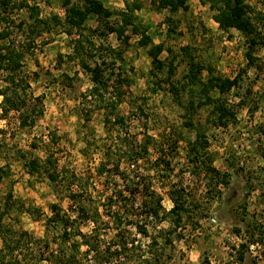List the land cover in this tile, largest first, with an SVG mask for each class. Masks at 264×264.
Wrapping results in <instances>:
<instances>
[{"label": "rangeland", "instance_id": "1", "mask_svg": "<svg viewBox=\"0 0 264 264\" xmlns=\"http://www.w3.org/2000/svg\"><path fill=\"white\" fill-rule=\"evenodd\" d=\"M11 1L9 8L20 3L36 6L43 20L64 17L59 0ZM98 1L114 13L125 11L126 1L140 5L136 17L153 43L164 46L160 54L164 70L157 74L161 82L155 84L151 59L147 49L137 44V35L131 34L129 44L122 47L115 34H101L104 23L89 16L84 33L91 36L95 48H123L124 62L117 66L129 81L117 111L124 122L106 129L102 111L91 112L86 118L89 104L81 95L91 84L77 62L69 58L77 34L68 36L60 25L50 24L49 31L43 30L35 38L33 53L25 57L23 68L30 91L42 98L41 114L32 125L21 127L19 113L2 114L0 97V212L9 196L15 202L3 223L16 227L14 219L18 218L23 230L41 239L46 236L43 224L32 218L28 208L44 215H50L51 204L64 210L77 209L60 196H65L68 188L81 189L82 205L92 219L82 226V231L89 233L96 228L104 247L116 239L117 233L109 216L116 206L124 210L123 203L111 204L110 209L109 197L118 196L120 191L122 201L128 197V190L138 188L132 212L119 228L117 240L127 242V246L124 251L104 253L109 259L103 264H264V46L253 47L255 61L248 64L246 36L236 30L220 31L212 20L213 12L198 0H190L187 10L175 13L158 10L151 0ZM244 1L263 17L259 20L254 14L250 16L254 36L264 40V0ZM73 2L83 4V0ZM9 8L3 14L0 7V14L9 17L0 27H8L21 41L28 37V11ZM119 18L114 14L108 21L115 25ZM20 21L25 22L24 32L17 27ZM170 27L174 30L170 31ZM182 47H188L191 59L200 62L204 69L194 86L188 85L175 94L171 86L181 88L189 71V57L183 55ZM94 61L98 58L89 59L88 63L93 65ZM170 67L173 73L166 80ZM207 68L222 78L241 75L238 87L221 97L235 114V120L225 127L216 123L212 106H197L199 98L193 94L210 76ZM3 76L0 73V89L6 85ZM211 94L216 99L219 96L215 90ZM188 122L194 126H185ZM196 131L202 132L208 142L200 151L199 160L202 163L203 158H210L212 167L228 176L227 187L207 175L192 159ZM141 145L147 150L137 160L124 159L119 166L129 181L96 175L104 156L111 159L106 166L109 173L115 161L124 157V148L138 149ZM48 156L62 175L56 187L41 170ZM32 160H38L40 175L29 172L27 163ZM172 190L180 192L183 207L188 210L183 212L179 224L169 213L173 207ZM230 193L235 198L225 204ZM158 200L162 210L154 216L151 208ZM137 225L145 231L140 232ZM241 244L246 247L240 262ZM57 252L31 251L20 264H37L38 258L42 259L40 264H57L59 259H45L48 253ZM87 259L93 264V253Z\"/></svg>", "mask_w": 264, "mask_h": 264}, {"label": "trees", "instance_id": "2", "mask_svg": "<svg viewBox=\"0 0 264 264\" xmlns=\"http://www.w3.org/2000/svg\"><path fill=\"white\" fill-rule=\"evenodd\" d=\"M190 0H151V3L158 8L167 9L170 13H175L178 10H187L188 2ZM202 5H208V8L213 12L212 20L218 25L220 31L229 33L231 30H236L239 33L246 36L249 51L246 52V58L248 64H253L255 59L252 57V49L256 45L264 46V40L254 36L255 27L252 23L251 15L254 14L256 19L263 20L260 13H254L255 10L251 8L244 0H198ZM11 0H0V7L3 10V14H6L8 6H10ZM60 5L64 11L63 19L57 16H53L52 20H43L39 17V11L36 6H30L26 3H20L17 6L12 5L9 9L25 8L28 11V17L31 20V24L28 25V37L23 40H18L15 33L9 31L8 27L4 29L0 27V73H4L3 81L6 84L4 88L0 89V97L2 98V111L6 116L9 112L14 111L19 113V125L21 127L30 126L34 123V118L41 114L42 111V98L34 96L30 91V85L28 83L27 76L24 73V59L29 53H33L36 43L35 38L39 37L44 31H49L51 25H60L64 28V32L71 36L77 34V39L73 40L71 53L69 58L76 61L82 71L88 76V80L91 87L84 93H82V99L87 100L89 104L88 111H86V118L88 119L91 112L102 111L104 114L103 123L107 129L110 125H119L124 122V118L117 114L119 105L121 103L124 87L129 84L126 77H123L118 70L117 63H123V48L114 49L111 46H99L95 48V43L92 41L91 36L85 34L87 31L85 22L89 16L94 15L100 23H104L102 35L115 34L116 39L119 41L122 47H126L129 44L130 35H137L139 47L147 49V54L151 59V75L155 79V84L158 86L161 82L158 79V73L164 70V61L160 59V54L164 50L163 44H154L152 36L148 35L146 28H144L135 15V11L140 8L138 3L132 2L125 4V11L114 13L113 11L105 8L98 0H83L82 5H77L73 0H59ZM114 14H118V21L115 25H111L108 19ZM9 17H4L0 14V23L8 20ZM11 22V21H10ZM51 24V25H50ZM23 25L25 22H19L17 27L23 31ZM173 27H170V31H173ZM129 31V32H128ZM24 32V31H23ZM95 32V31H92ZM91 35V34H90ZM102 50V51H101ZM181 51L183 55L189 57V71L185 75L186 83L181 88L171 86L174 93H178L180 90H185L188 85L194 86L199 81V75L204 69V66L200 62H196L191 59L190 51L188 47H182ZM97 53H100L97 55ZM98 58V61H94L93 65L88 63L89 59ZM171 66V65H170ZM120 67V66H119ZM210 73L207 80L202 83L198 91H194L193 94L198 96L197 106H212L211 114L215 117L217 124L227 126L228 123L235 120L234 112L227 107V103L223 100L222 95L229 92L232 88L238 87L241 81V75L238 73L233 78L214 76L212 70L207 68ZM118 70L117 72H115ZM171 67L167 74V79L172 75ZM156 90V89H155ZM217 91L218 98L212 96L213 91ZM154 91V89H153ZM194 102H190V107L193 108ZM185 126L193 127L192 122L185 123ZM201 141V142H200ZM208 142L204 137V134L200 131H196V140L191 145L192 159L195 163L201 165L204 172L207 175H211L218 179V182L224 186H228V176L224 173H220L214 167H212V161L210 158H203V161L199 160L200 151L205 150ZM147 150L146 146L141 145L138 149L129 147L124 148L122 156H120L112 168L109 169V173H106V166L111 159L104 156V161L96 169V175L100 178L107 176V178L115 177L122 180H127L128 176L120 172L119 166L122 160L126 159L127 162L137 160L141 152ZM27 167L30 173L41 174L43 171L48 181L56 187L59 179H62L61 173L57 170L55 161L50 156L45 159V164L42 165L40 170L38 160H32L27 163ZM75 185V184H74ZM137 189L128 190V197L121 201L122 193L118 192V196L109 197L110 205L122 204L124 210L116 206V210L111 213L109 218L114 223L116 228V239L111 243L103 247L100 244L99 234L96 228L91 232L85 233L82 231V226L92 219L87 214V209L83 204L81 189L72 191L68 188L66 195H61L60 199H68L70 203L78 206L77 209L64 210L57 204L50 205V215H44L38 209L28 208L27 212L32 216L35 221H41L45 229L46 236L39 239L34 237L29 232L23 230L19 224V219H14L16 227L12 224H5L4 216L9 213L14 201H11L10 196L6 200L3 210L0 212V264H20L23 260H26L31 251H58L57 255L48 253L45 257L47 261L57 260V264H89L87 257L90 253H93L94 263L103 264L108 262L106 257L107 251H124L127 242L120 243L117 239L119 237V228L122 225L125 217H129L132 212L134 199ZM148 186H146V192H148ZM148 198V195H145ZM123 198V197H122ZM170 198L173 203V207L169 211L173 216V220L176 224H179L182 220L183 212H187L184 209L182 196L179 191H170ZM232 193L226 195L225 204L232 201ZM155 204L151 211L154 216H158L162 210L159 200ZM105 211V209H104ZM85 219V220H84ZM92 223H94L92 221ZM138 226L140 232H144L145 229L142 226ZM246 244L240 245V251H238V260L241 262L244 260V249ZM101 251V252H100ZM27 253V254H26ZM25 254V255H24ZM38 263L42 262V259H37ZM50 261V262H51ZM92 264V263H91Z\"/></svg>", "mask_w": 264, "mask_h": 264}]
</instances>
